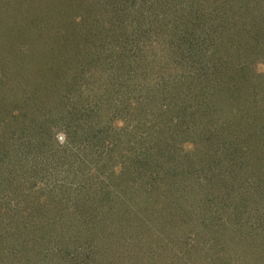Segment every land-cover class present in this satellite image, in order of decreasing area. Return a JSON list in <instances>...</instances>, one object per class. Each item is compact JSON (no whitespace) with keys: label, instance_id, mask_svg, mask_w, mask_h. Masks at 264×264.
Here are the masks:
<instances>
[{"label":"trees","instance_id":"obj_1","mask_svg":"<svg viewBox=\"0 0 264 264\" xmlns=\"http://www.w3.org/2000/svg\"><path fill=\"white\" fill-rule=\"evenodd\" d=\"M31 1L0 0V264H216L250 212L260 236L264 0Z\"/></svg>","mask_w":264,"mask_h":264},{"label":"rangeland","instance_id":"obj_2","mask_svg":"<svg viewBox=\"0 0 264 264\" xmlns=\"http://www.w3.org/2000/svg\"><path fill=\"white\" fill-rule=\"evenodd\" d=\"M76 1H78V0H75L74 1V4L77 3ZM31 2L33 4V3H37L38 1L35 0V2L34 1H31ZM75 12L76 13H74V14L71 13V16H74V15H77V14L79 15L78 11H75ZM37 32H39V31H37ZM37 32L35 31V33L38 35ZM32 33H34V32H32ZM58 85H59V87L62 88V91L65 93L66 89L68 88V84L66 82H62V83H58ZM12 112H14V111H12ZM10 126H11V124H10ZM53 140H54V143H53L54 152L52 153V155L54 154L57 157H59L61 155V152L63 151V149H62L61 146L64 145L65 140H66L65 134L64 133H58V134H56L55 137H53ZM60 160H57V163L60 162ZM60 174H63V173H59V175ZM91 177H95V175H93ZM24 185H25V183H24ZM27 186L28 185H25V187H27ZM263 193H264V189H263ZM261 207L264 209V203L261 205ZM261 207L259 206V209H260L261 212H263V210L261 209ZM141 209L143 211L144 208L141 207ZM132 210L134 212H137L139 210V208H133ZM145 212H146V216L149 218V221L150 220H155L154 222L157 223V219L155 217H159V215L157 213L160 212V211H157L155 213V212H153L152 208H148V209H146ZM250 213L244 214V216H242L243 219H239L236 222L237 224H239V227H236L237 232L242 231V235L244 234V235H247L248 236L246 238L247 240H245V242L242 245V246H244V245L245 246L242 247V249H238L235 253L232 252V253L229 254V252H226L224 250V247H225L224 243L229 238L227 236V238L223 239L224 242H222L221 245L217 246V248H219L221 251L219 249H214V248H210V250H209L212 254H214V258L217 260L216 264H220L219 263V260L220 259H226L227 260V259H230V258L231 259L233 258V260L237 259L236 260L237 264H241V262H243V264H264V216L260 217V222L262 223L263 226H262V229H261V232H260V236H257L258 229L255 228V224L256 223L253 225V218H252V216L250 217V220L249 221L247 219L249 217L248 215H250ZM85 220H89L90 221V219H88V218L85 219ZM90 226H91V224L87 222L86 231L83 233L84 235H82L83 238H84L83 239L84 242H82V244H85L86 243V240H91L92 241V233H91ZM99 227H104V226H103V224H100L99 223ZM255 230H256V232H255ZM228 233H229V236H231L230 234H233L231 230H229ZM161 236L164 239L158 240L157 242L159 244L166 243L165 240L168 237H169V239L171 241H174L175 240V237L174 236H168V235H161ZM166 236H167V238H166ZM97 238L98 237H96L94 239L97 240ZM100 241H101V238H99V252H101L102 255H104L105 254L104 253L105 250L102 249V247L100 249ZM176 241H178V240H176ZM102 245H103V243H102ZM69 256H71V257L73 256L72 255V252H71V254L69 253ZM197 257L192 256V258H191L190 261H188V260H186V261H188L190 264H203V262H202L203 261V258L202 257L197 258ZM103 258L109 259L106 256H103ZM80 262H81V260H80ZM206 262H207L206 264L209 263L208 260Z\"/></svg>","mask_w":264,"mask_h":264}]
</instances>
